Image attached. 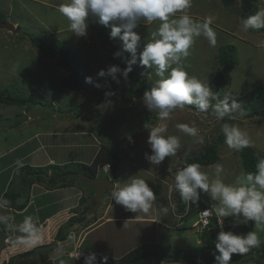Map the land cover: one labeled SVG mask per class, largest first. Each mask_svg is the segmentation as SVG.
<instances>
[{"label": "rangeland", "instance_id": "rangeland-1", "mask_svg": "<svg viewBox=\"0 0 264 264\" xmlns=\"http://www.w3.org/2000/svg\"><path fill=\"white\" fill-rule=\"evenodd\" d=\"M66 2L67 0H0V10L6 15L7 22L21 27L18 31L16 28L14 30L0 28V88L16 84L19 91L35 92L38 98L43 100V104L28 103L29 106L21 108L14 105H0V118L12 119H4L1 120L3 123H0V181L2 183H6L10 176V179H13L16 168L22 163L20 157L28 147L31 149L33 142L28 143V146L19 147L16 151H14L15 145L20 140L33 137L36 133L40 134V137L38 134L35 135L39 148L33 153L32 158L26 160L34 166L46 165V162L50 164L48 161L52 157L62 156L60 158H63L66 155L73 157L79 155L86 161L99 147V142L115 146L125 137L120 146L123 160L116 172V188L123 187L132 178H143L146 182H154L156 185L162 180L166 186L162 197L164 210L172 204L174 206L171 189L175 184V181L172 182L164 172L172 167H176L177 170L183 168L186 155L218 139L226 120L229 121L228 125L236 126L246 132L250 138L251 147L264 154V120L259 121L258 115L246 118L241 113H236L231 119L217 120L211 109L208 112H199L192 105H186L182 110L177 109L165 121H160L156 114L150 113L143 104L142 97L144 92L152 87L154 80L159 78L156 76L155 66L151 69L141 66L138 59L131 66L135 72L134 75L129 74L127 79L122 72L116 73L115 77L112 74L99 76L98 73L101 70L106 72L112 65L119 66L114 57L112 45L121 42L119 52L127 64L131 60V53L123 49V41L119 37H111V24L102 30L93 26V23L98 20L96 17H89L86 36L77 37L72 34L69 30L70 21L58 10L59 5ZM185 11L195 20L210 19L212 21L211 26L217 34V44L212 47L203 36L196 38L189 56L182 61L184 69L190 76L209 83L211 87L218 66L216 56L219 47L224 44L235 45L238 64L231 72V83L224 89L221 99L226 96L229 102L234 99L240 103L243 110L248 102L245 95L264 85V32L242 29L240 0L231 7L224 6L221 0H192L191 7ZM259 13H264V0H260ZM182 14L184 13L177 12L176 17ZM159 23V21H154L149 25L141 23L137 29H134L142 37L138 52L142 51L144 43L151 40V33L158 29ZM43 32H53L58 38H66L74 49L80 52L81 68L85 77L93 78V82L89 84L95 89V93L80 89L73 90L61 85L60 81L68 75L67 70L58 67L49 59L42 58L32 46L31 37ZM96 84L100 87H96ZM108 91H113L115 94L106 97L105 93ZM18 113L21 116L17 115ZM146 122L153 123V125L167 124V134L176 135L181 141L182 147L177 154L173 157H166L160 166L151 165L146 159V153L152 154L150 145L147 143L149 133L144 127ZM180 123L196 127L199 134L204 137V143H198L197 138L180 132L176 127ZM83 131L90 132L92 136L80 137L75 134V132ZM129 135L131 141L128 139ZM74 143L83 144L81 154L73 153ZM219 157L218 162L202 168L208 171L217 164L221 165L224 169L222 179L230 184L246 175L240 150L229 148L225 140L219 145ZM75 167H77L76 163L70 162L63 166V169L72 172L71 170ZM144 170H149V172L146 173ZM98 171L101 176L109 175L102 166L98 167ZM71 179L73 182L93 188V185L80 178ZM15 186L14 180L6 186V190L14 189ZM108 194L107 190V197ZM2 195L0 193V199ZM105 202L106 197L103 198L94 216L99 217L103 214ZM203 205L210 207L216 215L218 202L212 201L207 194L201 193L198 204L188 202L187 212L179 222V226L166 227L158 223L157 227L155 226L159 233L157 237L153 234L152 227L149 226L147 227L148 234L142 241L158 242L172 248H191L201 251L205 245V238H198L196 223L199 220L198 208ZM9 212L6 207H0V216L9 217ZM86 215L93 218V215L87 214V211ZM149 215H153V212L150 211ZM218 218L221 226L223 225V230H233L236 233L255 231L260 240L264 241V226H256L250 222L248 225L233 228V217ZM77 236V234H70L69 239L63 244L50 250V255L54 257L56 264H78L68 255L70 248L73 247L70 245V240L76 239ZM141 237H134L127 241L125 235L123 239H120L112 234L108 227H105L94 233L89 232L82 248H92L88 251L95 252H107L112 249L110 251L112 253L109 252L110 255L120 256L123 251L141 243L142 241H139ZM198 240L200 242H197ZM181 264L199 263L182 262Z\"/></svg>", "mask_w": 264, "mask_h": 264}, {"label": "clouds", "instance_id": "clouds-1", "mask_svg": "<svg viewBox=\"0 0 264 264\" xmlns=\"http://www.w3.org/2000/svg\"><path fill=\"white\" fill-rule=\"evenodd\" d=\"M191 4L192 0H67L59 5L58 10L70 21L69 30L77 37L87 35L89 17L98 18L105 26L111 24V37H119L123 41V49L131 53L127 68L121 69L118 65H112L106 72L101 70L99 76L112 74L115 77L116 73L122 72L127 79L132 71L131 66L138 59L141 66L149 69L155 66L156 76L159 78L144 92L142 102L160 121L169 119L172 113L177 109H184L186 105H194L199 112H208L211 109L217 120L231 119L236 113L242 114L240 103L234 99L229 102L227 96L219 99L209 83L190 76L183 67L182 61L189 56L196 38L203 36L212 47L217 44L212 21H198L186 13L185 10ZM177 12L184 14L176 17ZM154 21L160 22L158 29L151 33V40L144 43L142 51L138 52L142 37L134 29L141 23L149 25ZM262 27L264 13L258 12L242 21L244 31ZM86 82L92 83L93 78L86 77ZM96 87L100 85L96 84ZM114 94L113 91H108L105 96ZM144 127L149 133L147 143L152 150L151 155H145L151 165L160 166L166 157L175 156L181 149L179 137L167 134V124L153 125L146 122ZM176 127L180 132L197 138L198 143H204V137L196 127L186 123L177 124ZM222 132L229 148L239 151L251 146L248 134L236 126L224 124ZM128 139L131 141L130 135ZM108 164L102 166L108 169L107 174L110 173ZM223 172L224 169L219 164L206 171L199 163H186L174 176L175 190L184 202L192 204L199 203L201 193L207 194L212 201L218 202L215 210L218 217L234 218L233 228L248 225L250 222L256 226H264V157L257 158L254 174L247 173L237 178L235 183H225L222 179ZM109 175L97 174L96 177L112 178ZM112 180L115 182L113 178ZM111 196L115 204L123 206L126 211L145 214L150 212L156 199L153 188L143 178H132L121 188L113 186ZM8 203L7 200H2L0 207H6ZM10 220V217L0 216V224L9 230L19 231L33 242L39 240V229L32 217H25L18 226L10 223ZM6 239L9 241L10 236H6ZM261 243L255 231L236 233L233 230H223L222 225L215 242V264H231L233 254L244 255ZM95 262V253L85 258V264ZM103 264H107V257L103 258Z\"/></svg>", "mask_w": 264, "mask_h": 264}, {"label": "trees", "instance_id": "trees-1", "mask_svg": "<svg viewBox=\"0 0 264 264\" xmlns=\"http://www.w3.org/2000/svg\"><path fill=\"white\" fill-rule=\"evenodd\" d=\"M222 4L226 7L233 6L238 0H221ZM260 0H240V16L241 23L244 19L251 17L259 12ZM7 21L6 15L0 10V22ZM94 27L99 29H105L107 26L101 24L99 20L93 23ZM21 27L18 25L16 31ZM254 32H264V27L259 29H250ZM32 46L36 49L38 54L42 58L53 61L58 67L66 69L68 75H66L61 81L63 87H69L73 90H87L90 93H95V89L91 84L86 82V77L83 72L82 58L80 52L74 49L66 38H58L53 32H43L40 35L31 37ZM110 40V38H109ZM120 43L112 45L114 51V57L118 62L121 69L127 68L128 64L124 57L119 52ZM120 53V55H116ZM218 66L212 79V90L215 92L219 99L223 96L224 89L231 83V72L236 68L238 59L236 55V47L233 44H224L219 47L218 55L216 56ZM82 69V70H81ZM134 70L129 73L134 75ZM248 98L246 106L243 108L242 115L246 118L254 117L258 115L259 121L264 119L260 116L264 114V85H261L258 89L252 91L250 94L245 95ZM132 100V98H129ZM215 102V101H214ZM31 104H43V100L39 99L35 92L26 93L19 91L16 84H12L5 88H0V105L6 106H29ZM192 107H195L192 105ZM27 108V107H26ZM196 108V107H195ZM20 115L21 114H17ZM12 120L9 117L0 118L1 120ZM229 121L226 120V124ZM15 125L19 123H14ZM231 126V125H229ZM122 140L118 141L115 146L102 143L93 161L90 164L75 162L77 167L71 171H81L85 174L96 177L98 174V167L110 164V175L116 181V172L122 163L121 148L123 144ZM225 140V136L222 133L218 135V139L212 141V143L205 144L201 149L192 151L186 155V163H199L202 167L205 165H212L219 160V145ZM28 144V142L26 143ZM240 157L244 172L255 173L256 163L258 157H264V154L257 151L253 147H246L240 150ZM22 162V160H21ZM15 170V175L10 184L15 180V188L7 189L2 197V200H7L9 203L7 208H13L16 210L25 209L30 201V189L35 182L44 181L48 183L50 187H65L67 181L73 182V177H61L63 174L68 173L70 170H64L63 166L58 164H48L42 166H34L26 162L19 164ZM51 170V173L49 171ZM1 171V170H0ZM4 172V170H3ZM171 172L176 173L177 169H173ZM1 174V172H0ZM45 175H49V179L45 178ZM108 176V175H107ZM11 178V177H10ZM75 178V177H74ZM85 181V180H83ZM87 182V181H86ZM89 183V182H87ZM93 187V186H92ZM95 190L94 187L92 188ZM172 198L174 202L175 211L178 214H184L187 210V203L184 202L179 193L176 190L172 191ZM81 199L84 200V197ZM82 200V201H83ZM205 207V206H204ZM86 206L79 215L71 216L67 221L62 223L57 230L55 240L65 241L72 233L73 227L77 223H83L86 219ZM203 208V207H202ZM11 223V221H10ZM0 227L6 236H12L13 231L6 228L5 225L0 224ZM221 231V224L219 218L214 213L210 217L209 224L202 228L201 234L205 238V245L203 249H183L172 248L158 242H144L131 250L127 251L120 257H113L104 253H95V264H103V258L107 257V264H166L167 262H195L199 264L210 263L215 264V242L216 237ZM92 253H85L78 257L76 262L78 264H85V258ZM260 264L264 263V241L258 246L251 249L244 255L237 254L232 257L231 264ZM4 264H56L55 260L50 257V251L41 252L33 257L26 256L25 253H19L10 257L8 262Z\"/></svg>", "mask_w": 264, "mask_h": 264}, {"label": "crops", "instance_id": "crops-1", "mask_svg": "<svg viewBox=\"0 0 264 264\" xmlns=\"http://www.w3.org/2000/svg\"><path fill=\"white\" fill-rule=\"evenodd\" d=\"M36 134H38L40 137L39 133H36ZM75 134L80 137L86 136V135L92 136L90 132H86V131L75 132ZM35 135L33 137L27 138L26 140H20L15 145L16 149L14 151L18 150L19 147L28 146V144H26L27 142L28 143L33 142L31 149L28 147L27 151L23 153V155L20 157L22 162H26L27 159L32 158L33 153H35L39 148V143L38 142L36 143L35 141V139H37ZM93 140L95 139L93 138ZM42 142H44L43 139H42ZM99 143H100L99 147L96 148L94 154L90 157V159H86V161L85 159H81L79 155L75 157H73L72 155L70 156L66 155L63 158H60L62 156H58L57 158L52 157L50 161H48V163L58 164V165H67L70 162H73V163L80 162V163L90 164L93 161L95 155L97 154L100 148L101 142ZM82 148H83L82 143H74L73 150L75 151H73V153L76 152L77 154H81ZM68 159H71V160H68ZM46 165H48L47 162H46ZM184 165H186V163H184ZM38 166H41V165L38 164ZM174 168L176 167H172L167 172H164L166 176H168V178L172 180V182H174V176L176 174L174 172H171ZM104 170L107 173L108 169L104 168ZM144 171L146 173L149 172V170H144ZM49 173H51V170L49 171ZM136 173L138 172L136 171ZM98 176H101V174L98 173ZM10 177L8 178L6 183H2V181H0V187H1L0 193L1 194L5 192L6 186H8V184L10 183ZM115 182H116L115 187H117V181ZM149 186L153 188L156 194V199L153 202L152 208L150 209V211L153 212V215L148 216V214H145L142 212L133 213V212L126 211L123 206L115 204L111 196V192L113 190L108 191V193L110 194V195L108 194V197L106 196V192H105L104 198L106 197V202H105V208H104L103 214L99 217L93 216V218L87 216L83 223H77L73 227L71 234H74V235L77 234L78 236L76 237V239L72 238L70 240V245H73V247L70 248L68 255L72 259H74V261H76L78 257L82 256L85 253H104V254L110 255V253H112L110 252L112 249H109L107 252H95V251H88L90 248H86V247L82 248V246L87 241L89 232L94 233L105 227H108V230L112 234H115V236L117 235L120 239H123L124 235L126 236L127 241H129L130 239L134 237L142 236L139 239V241L140 240L142 241L146 238L148 234L147 227L149 226L152 227V229L154 230L153 234H155L156 237L159 234L156 229L157 227L156 225L158 223H160L161 225L163 224L166 227L179 226V222L182 221V219L184 218V214L187 211L184 214H178L175 211L173 204L172 206H170L169 208L165 210L164 208H162L164 206L162 197L164 195V190L166 191V186L162 180L158 182V185H156L154 182H151L149 183ZM174 188H175V184L172 185L171 191H173ZM94 195H95V190L93 191L92 188L84 186L83 184L79 182H69L68 183L67 181V186L65 187H62V186L60 187L50 186L49 187L47 182H44V181L35 182V184L30 189V201H29L28 206L25 209L16 210L13 208L12 209L7 208V207L6 208L9 209L10 211L9 217L11 218L10 220L11 223L16 226L22 223L25 216L30 215V217H32L34 222L36 223L37 228L39 229L40 238L36 242H33L31 239H29L28 237H26L24 234L20 233L19 231H13L14 232L13 235L10 236V240L7 241L6 235L4 234V232L2 231L0 227L1 229L0 230V264H4L5 262H8L10 257L13 255H16L19 253H26L30 250H33L37 246L52 243L55 240V235L60 225L64 223L65 221H67L71 216L79 215L80 212L86 206L90 207L92 204ZM82 197H84V200L81 199ZM187 206H188V203H187ZM204 206L206 205H203L198 208V213L200 209ZM80 226H81V229H79ZM199 230L200 229L198 228V233H199ZM84 238H86V240H84ZM198 238L202 239L204 237H202V234H201V236L198 235ZM65 241H60V242L58 241L57 246L63 244ZM144 242L146 241H142L141 243H144ZM197 242H200V240H198ZM132 248L123 251L121 255L131 250ZM112 256L120 257V256H116V254L115 255L113 254ZM50 257L54 259V257H52L51 255ZM181 263L182 262H170V263L167 262L166 264H181Z\"/></svg>", "mask_w": 264, "mask_h": 264}, {"label": "water", "instance_id": "water-1", "mask_svg": "<svg viewBox=\"0 0 264 264\" xmlns=\"http://www.w3.org/2000/svg\"><path fill=\"white\" fill-rule=\"evenodd\" d=\"M16 27L17 26L15 24H12V23L7 22V21L0 22V28H6L9 30H14ZM260 116L264 119V114H261ZM61 177H77V178L85 180V181L89 182L91 185H93V187L95 189V195H94V198L92 201V205L90 207H88L86 210L88 213H91V214H94L98 211V209L101 205V202L104 198L105 192L107 190H113V186H115V182L110 177H91V176H89V175H87L81 171L68 172V173L63 174ZM45 178L49 179V175L45 176ZM198 235L201 236V230H199ZM57 245H58V241L54 240L50 244L37 246L33 250H30L25 254L28 257H33L35 255L40 254L41 252L50 251V250L56 248Z\"/></svg>", "mask_w": 264, "mask_h": 264}, {"label": "built area", "instance_id": "built-area-1", "mask_svg": "<svg viewBox=\"0 0 264 264\" xmlns=\"http://www.w3.org/2000/svg\"><path fill=\"white\" fill-rule=\"evenodd\" d=\"M107 166H109V164ZM212 214H213V211L211 210L210 207H203L199 211V220L196 225L200 230H202V228H204L205 226L209 224L210 217L212 216ZM236 255L237 254H233L232 257ZM250 264H254V263H250ZM260 264H264V263H260Z\"/></svg>", "mask_w": 264, "mask_h": 264}]
</instances>
